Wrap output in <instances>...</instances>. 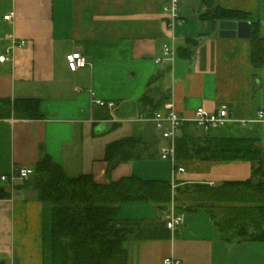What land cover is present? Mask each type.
<instances>
[{"label":"crops","instance_id":"1","mask_svg":"<svg viewBox=\"0 0 264 264\" xmlns=\"http://www.w3.org/2000/svg\"><path fill=\"white\" fill-rule=\"evenodd\" d=\"M167 0H0V98H32L42 118H0V176L32 166L45 156L70 177L92 175L108 183L136 174L212 186L254 178L264 182V64L254 67L251 39L223 38L219 23L207 16L217 6L251 15L264 38V0H180L186 24L176 30V59L162 47L169 33ZM14 12L12 21L5 16ZM205 15V18L202 16ZM25 42L24 45H19ZM17 43V44H15ZM180 48H182L180 50ZM82 52L89 64L74 71L67 56ZM158 58H162L157 62ZM95 94V95H93ZM173 103L191 119L228 105L232 120L198 133L252 138L261 150L259 162L182 161L184 172L161 157L167 146L142 98ZM94 98L114 101L108 108ZM136 136L152 157L121 163L107 172V146ZM256 168L260 171L256 172ZM0 198V264H52L53 205L37 189L19 181ZM166 211L137 201L121 205L116 222L141 220L124 242L127 264H264V241L229 240L208 212L184 210L186 222L176 232L166 226Z\"/></svg>","mask_w":264,"mask_h":264},{"label":"trees","instance_id":"2","mask_svg":"<svg viewBox=\"0 0 264 264\" xmlns=\"http://www.w3.org/2000/svg\"><path fill=\"white\" fill-rule=\"evenodd\" d=\"M207 17L252 22L249 13L221 6ZM250 39L254 67H261L264 64V38L258 23L252 22ZM168 99L164 96L156 102L145 96L141 101L144 110L153 117ZM12 116L42 118L39 100L0 98V118ZM200 129L191 121L182 124L176 139L178 165L193 159L260 161L261 150L256 146L257 140L200 134ZM147 157H152V154L147 153L143 140L136 136L120 139L107 146V172L111 173L121 163L138 162ZM34 170L26 185L37 189L40 199L53 205L52 264H127L124 242L142 221L127 220L121 226L116 222L115 217L125 202H150L163 210H167L172 201L182 211L202 207L227 239L264 241V182H256L254 178L212 186L144 179L133 174L100 183L92 175L68 176L63 167L48 155L36 164ZM9 195L6 188L0 186V198Z\"/></svg>","mask_w":264,"mask_h":264},{"label":"built area","instance_id":"3","mask_svg":"<svg viewBox=\"0 0 264 264\" xmlns=\"http://www.w3.org/2000/svg\"><path fill=\"white\" fill-rule=\"evenodd\" d=\"M164 13L166 14V22L169 33V41L164 43L162 50L164 56L170 62H174L176 59V30L186 24V19L180 12V0H167L164 6ZM14 18V12H10L5 16L7 21H12ZM25 42L19 45H24ZM17 44V43H15ZM10 50L6 54L0 56V62L8 60ZM162 58H158L157 62ZM67 61L72 70L77 71L80 68H84L89 64L87 57L80 51H74L67 56ZM95 95V94H93ZM94 102L100 106H106L108 108H114V101H105L100 98H94ZM156 129L160 132L162 138L167 142V146L162 149L161 157L163 159H169L172 162L174 172H184L185 168L182 165H178V161L175 157L176 139L180 133L181 126L186 121H191L197 124V126L203 130H210L211 128H218L226 126L231 120L232 116L228 105H222L217 110L209 112L204 107H199L195 110L191 119L182 117L174 107L173 103H169L167 109L158 110L153 116ZM264 121V111H260L257 119L244 120L243 123ZM34 167L27 166L13 171L10 174H3L0 176V181L7 183L10 188H14L19 181L28 180L34 174ZM186 222L185 211L179 210L176 207L174 201L168 206L166 211V226L173 233L178 228L184 226ZM165 264H182V262L174 257H167L164 260Z\"/></svg>","mask_w":264,"mask_h":264},{"label":"water","instance_id":"4","mask_svg":"<svg viewBox=\"0 0 264 264\" xmlns=\"http://www.w3.org/2000/svg\"><path fill=\"white\" fill-rule=\"evenodd\" d=\"M219 35L223 38H244L250 39L252 36V22L241 20H221L219 23Z\"/></svg>","mask_w":264,"mask_h":264}]
</instances>
